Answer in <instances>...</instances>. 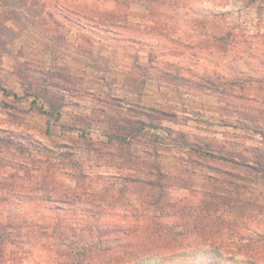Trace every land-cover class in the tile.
Here are the masks:
<instances>
[{"label":"rangeland","instance_id":"obj_1","mask_svg":"<svg viewBox=\"0 0 264 264\" xmlns=\"http://www.w3.org/2000/svg\"><path fill=\"white\" fill-rule=\"evenodd\" d=\"M156 2L160 4L159 9L151 17H148L150 7L146 3H131L133 13L128 15V21L133 27L129 35L141 38L143 44H125L126 41L114 39L111 34L92 32L86 22H82V29L69 25L63 36L67 42L84 46L80 50L87 48L89 53L84 55L64 49L59 40L55 50L51 49L50 41L54 39L47 36L45 29L48 27L43 24L19 25L9 19L7 8L0 3V135L24 134L33 144L30 159L27 154L11 149L15 155L14 164L0 162V175L13 172L22 177L30 171L33 177L29 185L35 183L30 196L11 195L8 201L0 204V221H6L7 215L13 218L14 213L38 208L35 202L39 203L38 197L43 191L37 188L36 182L40 181V176L45 180V173L32 167L49 166V174H54L56 180L74 185L75 171L63 161L64 154H70L80 162V168L87 174L95 191L107 187L104 191L110 202L116 192L115 186L110 187L111 183H119L123 175L144 176L130 167H120L131 155L136 164L147 167L159 164L165 175L182 178L165 189L168 202L183 199L184 204L196 206L205 196L207 181L234 179L242 174V177L249 175L250 178L241 181L247 184V192H243L239 204L242 206L243 199L248 197L264 204V178H257L260 175L245 166V162L255 161L256 149L261 152L264 148V113L260 109L264 106V0L252 3L246 0ZM166 22L169 31L165 30V36L160 29ZM151 25L157 28L152 31L149 29ZM136 28L140 32H136ZM145 29L152 33L143 34ZM81 30L91 32L90 44L86 45V41L80 38ZM229 33L232 34L228 38L231 42L219 41V36L227 37ZM52 57L57 58L56 64L63 70L60 75H54L52 81L66 83L61 86L70 89L64 93L62 120L55 123L40 115L37 108H31L33 96L21 100L5 97L8 90L17 88L19 94H24L26 85H32L33 91H38L52 64ZM136 59L142 68L150 67L146 73L151 77L143 79L142 75L136 74L133 83L127 78V72ZM215 72L253 76L260 80L244 88L233 86V94L228 93V88L223 92L208 87L203 90L187 81L193 79V75L195 78L208 77ZM48 88L50 94H62L56 86ZM52 94L49 97L58 100ZM40 102L48 106L46 102ZM117 111L121 112L123 119L134 116L147 123L132 143L107 142L105 127L108 124L98 119L116 115ZM158 111L168 112L173 117L161 118ZM148 123H154L156 127H149ZM23 146L30 147L27 142ZM207 146H211L209 151L218 153V156L203 155ZM6 152L0 153V157L3 154L7 156L5 159L13 157L10 151ZM222 155L236 157L241 165L227 162ZM55 181L47 180L49 186L58 185ZM108 201L105 205L109 204ZM123 202L130 203V207L118 202L117 207L113 205L114 209L95 216V219L99 218L98 222L109 225L103 229L111 231L114 223L122 222L125 212L130 215L134 208L147 206L146 201L130 194ZM77 208L79 214L86 209L82 204ZM226 209L224 216L238 223V210ZM163 212L169 213V205ZM35 214L40 217L38 212ZM257 217L254 225L257 223L263 230L264 212ZM239 220L241 223V218ZM250 224L245 223L249 228ZM244 230L239 234L248 232ZM250 232L252 230L247 234ZM113 235L109 233V236ZM95 236L82 240L92 238L91 242H94ZM25 247L26 250H19L16 254L9 251L5 264H58L55 254L45 247ZM155 253L152 250L149 252L151 257L143 260L133 258L126 262L114 259L93 264H171L162 253ZM174 264L192 263L180 260ZM228 264L247 263L239 256L236 262Z\"/></svg>","mask_w":264,"mask_h":264},{"label":"trees","instance_id":"obj_2","mask_svg":"<svg viewBox=\"0 0 264 264\" xmlns=\"http://www.w3.org/2000/svg\"><path fill=\"white\" fill-rule=\"evenodd\" d=\"M134 1H142L150 7L148 17L156 15L160 5L156 0H0V3L4 4L9 19L15 23L19 25L43 24L44 27H48L45 29L47 36L54 39L50 41L51 49L55 50L56 41L59 40V45L64 49L69 48L71 53L78 54L79 52L84 55L89 53L87 48L80 50L84 46L76 42H67L63 36V32L71 24L82 29V22H86L90 25L92 32L111 34L114 39L126 41L125 44H143L144 41L141 38L129 35L133 24L128 21V15L133 13L131 3ZM246 1L252 3L256 0ZM159 24L161 23L159 22ZM166 25L167 22L161 25L162 29H160L165 36L164 33L169 31ZM156 28L152 25L149 27L150 30ZM135 30L140 32L138 28ZM90 31L85 33L81 30L79 33L80 38L86 41V45L92 42ZM150 33L152 32H147V29L143 31L145 35ZM231 36V33L227 37L219 36V41L231 42L232 40L228 39ZM77 48L80 51H76ZM52 59V64L45 72L44 79L41 81L42 86L38 87V91H33L32 85H26L25 92L21 96L10 90L5 95H13L19 100L33 96L34 98L30 100L31 108H37L36 111L40 115H45L50 123H55L62 120L63 100L66 97L64 93L70 89L69 86H61L66 83L52 81L54 75L63 73L62 68L56 64L57 58L52 57ZM143 67L136 59L132 64V69L127 72L130 82L134 83L136 74L142 75L143 79L151 77L146 73V69L150 67ZM211 75L199 78H195L193 75V79H187V81L203 90L208 87L216 91L222 89L223 92L228 88V93L233 94V86L244 88L245 85L260 80L258 77H240L220 72ZM52 86H56L60 93L62 91V94L51 93L58 100L49 97L51 94L48 87ZM134 89L137 90V87L135 86ZM40 101L46 102L47 108L40 104ZM262 107L260 109L264 113V106ZM158 113L161 118L173 117V114L168 112L158 111ZM120 114L121 112L117 111L116 115H107L105 119L98 120L108 124L105 127L107 142L132 143L144 130L147 123L134 116L123 119ZM149 127H156V124H149ZM19 135V133L17 135L8 133L6 137L0 135V153L10 151L13 155L12 158L5 159L7 156L3 154L0 157V162L9 161L12 163V159L15 158L13 152L25 153L28 159L31 158L32 142L24 134ZM25 142L30 147L23 146ZM89 144L92 146L93 142L91 141ZM210 147L207 146L208 150H204L203 155L211 153L217 157L218 153L209 151ZM255 153V161L253 163L245 162V166L248 170H255L257 175H260V177L256 176L257 178H264V148L261 152L256 149ZM222 158L233 164L240 162L234 156L222 155ZM125 159L126 162L120 167H130L140 174L143 173L144 176L142 178L139 177L140 175H123L119 183H111L110 187L115 186L117 192H115L113 202L106 199L107 192L104 190L107 187L98 192L95 191L87 174L80 168V162L71 158L70 154H64L63 161L70 164L75 171L73 186L65 183V180H56V177H53L54 174H49L51 173L49 166L46 168L32 167L33 170L45 173V180L40 176V181L36 182L37 188H40L43 194L38 197L39 203L35 202L38 204V208L35 207V209L32 208L23 213H14L13 218H9L7 215L6 221H0V264H5L8 261L9 251L11 254H16L19 250H26L25 246L30 245L45 247L53 252L58 264H93L109 262L114 259L128 262L133 258L143 260L150 256L149 252L152 250L156 252L155 254L162 253L164 259L171 264L180 260H188L192 264H228L236 262L239 256L247 264H264V229L261 230L257 223L254 225L257 216L264 212V204L258 202L256 198L250 197L243 199V207L239 204V200L241 197L243 198L245 191L247 192V184H243L241 181L250 178L249 175L242 177L241 174L234 179L214 178L207 181L205 196L201 198L198 205L191 206L184 204L183 199L180 201L171 199L169 202L166 199L165 189L172 186L173 183L182 181L181 177L174 178L170 175L167 176L168 174L165 175L159 164L142 166L141 163H134L131 155ZM32 177L30 171H26L25 176L22 177L13 172L0 175V204L8 201L11 195L30 196L35 188L34 182L31 183L32 187L29 185V180ZM48 178L52 181L56 180L58 185L49 186ZM128 194L146 201L147 206L139 207V209L134 208L130 215L125 212L121 223H110V225L113 224L111 231L103 229L102 227L109 225L98 222L99 218L95 219V216L114 209L113 205L117 207L118 202H122L125 207L129 208L131 204L123 202L126 201ZM106 201L109 204L105 205ZM79 204L86 207L85 212L80 214L77 208ZM168 205L169 213L163 212ZM226 208L238 210V223H234L233 220L224 216ZM37 212L40 217L35 214ZM19 214L21 216H17ZM130 217L132 220L129 219ZM240 218L241 223L239 222ZM245 223H249L251 227H247ZM243 229L248 232L252 230V232L239 234V231ZM109 233H114V235L109 236ZM87 236L97 238L94 242H91L92 238L90 241L82 240ZM80 242L86 243L80 244ZM206 247L208 249L203 251V248Z\"/></svg>","mask_w":264,"mask_h":264},{"label":"crops","instance_id":"obj_3","mask_svg":"<svg viewBox=\"0 0 264 264\" xmlns=\"http://www.w3.org/2000/svg\"><path fill=\"white\" fill-rule=\"evenodd\" d=\"M18 89V88H17ZM17 89H14V92L15 93H17V95H19V96H21V95H23V94H19V92H18V90ZM5 97H7V98H10V99H12V98H14V96L13 95H5ZM6 98V99H7ZM6 101H8V100H6ZM39 103H41V102H39ZM45 106V105H44ZM45 108H47V106H45Z\"/></svg>","mask_w":264,"mask_h":264}]
</instances>
